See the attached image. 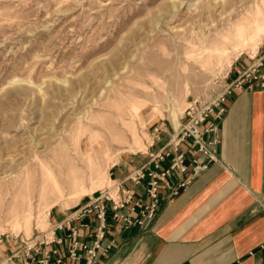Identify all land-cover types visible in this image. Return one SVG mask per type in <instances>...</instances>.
Segmentation results:
<instances>
[{
	"label": "rangeland",
	"instance_id": "374dc122",
	"mask_svg": "<svg viewBox=\"0 0 264 264\" xmlns=\"http://www.w3.org/2000/svg\"><path fill=\"white\" fill-rule=\"evenodd\" d=\"M258 27L264 0H0V248L221 89Z\"/></svg>",
	"mask_w": 264,
	"mask_h": 264
},
{
	"label": "crops",
	"instance_id": "0c3cea01",
	"mask_svg": "<svg viewBox=\"0 0 264 264\" xmlns=\"http://www.w3.org/2000/svg\"><path fill=\"white\" fill-rule=\"evenodd\" d=\"M236 59L229 79L247 62ZM158 126L155 136L148 131L143 151L117 157L107 171L111 178H121L145 161L175 127ZM217 136L216 159L176 195L168 196L161 189L151 218L140 226L121 227L106 217L104 246L94 264H264V250L257 246L264 241V92L232 88L224 101ZM185 175L176 173L172 179ZM125 185L135 189V196L142 192L140 185L128 179ZM69 210L51 207L49 219L57 221ZM80 221H90L78 231L89 241L95 220L87 215ZM15 247L5 240L0 252Z\"/></svg>",
	"mask_w": 264,
	"mask_h": 264
},
{
	"label": "built area",
	"instance_id": "2783aa9c",
	"mask_svg": "<svg viewBox=\"0 0 264 264\" xmlns=\"http://www.w3.org/2000/svg\"><path fill=\"white\" fill-rule=\"evenodd\" d=\"M246 56L247 62L221 89L209 97L193 96L187 101L169 136L145 161L127 170L121 178L108 175L104 185L71 206L61 219L51 221L48 208L46 223L33 225L30 234L9 237L5 234V240L15 243L16 247L0 252V264H94L104 246L107 216L118 221L121 227L140 226L144 219L151 218L161 189L167 190L168 196L176 195L216 159L218 122L232 88H257L264 92V38L260 47ZM159 130L156 124L149 133L155 136ZM164 160L165 165L161 164ZM176 173L186 175L173 180L172 175ZM127 179L142 187L141 194L135 196V189L125 185ZM87 215L95 220L89 241L78 233L80 228L89 225L90 221H80ZM257 246L264 250V241Z\"/></svg>",
	"mask_w": 264,
	"mask_h": 264
},
{
	"label": "bare ground",
	"instance_id": "6f19581e",
	"mask_svg": "<svg viewBox=\"0 0 264 264\" xmlns=\"http://www.w3.org/2000/svg\"><path fill=\"white\" fill-rule=\"evenodd\" d=\"M263 28H264V27H258V32L261 33V32L263 31ZM234 58H235V57H234ZM230 64H231V63H230ZM230 64H229V65H230ZM47 210H48V209H44V210H42V215H41V217L44 218L45 220H46V215H45V214H46V211H47Z\"/></svg>",
	"mask_w": 264,
	"mask_h": 264
}]
</instances>
